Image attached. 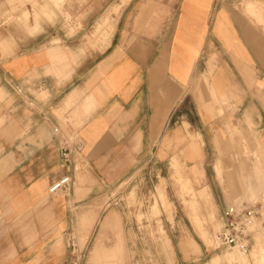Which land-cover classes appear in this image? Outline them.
<instances>
[{
    "label": "crops",
    "instance_id": "0c3cea01",
    "mask_svg": "<svg viewBox=\"0 0 264 264\" xmlns=\"http://www.w3.org/2000/svg\"><path fill=\"white\" fill-rule=\"evenodd\" d=\"M151 1L0 0V264H70L76 241L71 230H88L99 213L100 174L108 179L121 165L175 164L172 151L159 154L178 147L176 140L188 136L184 129L190 137L185 160L196 164L205 129H188L187 109L204 78L212 97L204 118L215 115V103L227 93L254 102L251 113L260 100L256 82L264 90V32L248 15L230 0H176L172 18L160 16L159 8L142 24L139 7ZM56 4L73 6L70 19L86 25L113 6L96 26L102 48L84 46L81 29L68 34L60 25L67 13ZM257 4L248 1L246 9L263 20ZM86 31L93 35V29ZM55 37L60 41L52 42ZM77 138L89 171H76L69 189L49 192L66 173L60 142ZM210 140L224 153L218 133ZM252 142L256 158L249 167L240 159L226 161L223 178L232 204L264 193V134ZM163 199L168 202L165 192ZM110 225L117 228V243L103 245L101 235ZM123 239L118 214L110 210L89 262L124 259L118 256L119 246L124 255ZM263 245L255 243L245 264H264ZM220 257L232 260L227 253Z\"/></svg>",
    "mask_w": 264,
    "mask_h": 264
},
{
    "label": "rangeland",
    "instance_id": "374dc122",
    "mask_svg": "<svg viewBox=\"0 0 264 264\" xmlns=\"http://www.w3.org/2000/svg\"><path fill=\"white\" fill-rule=\"evenodd\" d=\"M230 1L264 32V19L260 20L257 15L246 9L247 2L254 1L258 3V6H262L261 10H264V0ZM151 2L153 3L144 6L142 4L139 7L140 16H145L142 24L147 23L145 18L156 15L159 8L162 9L159 12L160 16L172 18L176 0H152ZM165 5L168 7L167 10L163 9ZM56 6L67 13L68 19L60 25L67 30L68 34H74L76 30L81 29L84 46L88 44L94 48H102L101 42L98 41L100 34L96 26L105 15L109 14L113 6L103 10L105 14L99 20L89 22V25H86L87 22L70 19L69 8L73 6L58 4ZM124 7L122 5L116 26ZM261 13L264 17V11ZM88 29H93L92 36L86 35ZM58 41H60L59 37L52 38V42ZM203 80V83L196 85L195 99L189 102L187 109L189 119L192 121L188 129L192 132H200L201 128L205 129V133L200 132L205 139L204 141L200 138L202 158L196 164L186 162V149L190 137L184 129L188 136L176 140L175 145L178 147L163 150L159 154L165 157L169 151H172V156L177 157L175 164L121 165L114 167L115 176L107 179L100 174L97 182L99 213L96 214L93 225L85 231H82V228L71 230L73 232L71 236L76 240L72 248L82 250L84 256L82 264L96 263V261L89 262V257L95 239L99 235L100 222L110 210L116 211L123 229L124 255L120 254L122 247L119 246L118 256H124V259L105 262V264L112 262L115 264H245V254L251 253L255 243L264 242V219L258 217L253 219L251 224L253 233L247 253L238 248H234L235 250L216 248L214 243L215 234L222 225L223 211L232 204L227 199L223 178L227 172L226 161L240 159L244 167H249L256 158L252 141L257 139L259 133L264 134V117L261 115L264 113L262 82H256L259 88L256 94L260 100L255 102L256 106L253 107L252 113L249 108L254 102H241L236 99L235 93H227V99L215 103V115L207 119L204 118L205 107L211 102L212 97L208 79ZM218 107H222V111H219ZM246 112L249 115L251 113L248 119ZM251 126L253 131L249 132ZM215 133L219 136V146L226 147L221 155L214 142L210 140ZM243 135L246 137L243 138ZM205 137L209 140L206 141ZM143 155L142 153L140 156L143 157ZM219 155L221 160L217 164L216 159ZM204 161L206 163H203ZM80 170L89 171L86 167ZM85 173L87 172L83 174ZM78 177L79 180L80 174ZM164 192L168 199L167 203H164ZM236 205H255L264 214V193L261 192L253 199L243 197ZM193 215H197L198 220H195ZM116 231L117 228L112 225L104 229L101 235L103 245L117 243ZM1 232L3 233V229L0 227V236ZM232 250H234L233 253L227 254V257L232 260L229 263L221 262L220 255ZM215 257L219 258L214 260ZM252 264L257 263L252 261Z\"/></svg>",
    "mask_w": 264,
    "mask_h": 264
},
{
    "label": "built area",
    "instance_id": "2783aa9c",
    "mask_svg": "<svg viewBox=\"0 0 264 264\" xmlns=\"http://www.w3.org/2000/svg\"><path fill=\"white\" fill-rule=\"evenodd\" d=\"M54 132L61 133L60 127H55ZM59 156L61 164L66 168V173L50 184L49 192L69 189L74 182V173L85 167L87 163L82 141L79 138L74 141L66 139L60 142ZM258 217L264 219V214L255 205L227 206L222 214V225L214 237L216 248H238L247 253L253 233L251 224L253 219ZM83 257L82 250H76L73 247L70 264H82Z\"/></svg>",
    "mask_w": 264,
    "mask_h": 264
},
{
    "label": "bare ground",
    "instance_id": "6f19581e",
    "mask_svg": "<svg viewBox=\"0 0 264 264\" xmlns=\"http://www.w3.org/2000/svg\"><path fill=\"white\" fill-rule=\"evenodd\" d=\"M244 184L247 185V182H244ZM260 187L262 188L263 186H260ZM233 249H234V248H233ZM234 250H235V249H234ZM234 250L229 251L227 254H231V253H233ZM217 258H219V257H215L214 260H216ZM262 258H263V256H262Z\"/></svg>",
    "mask_w": 264,
    "mask_h": 264
}]
</instances>
